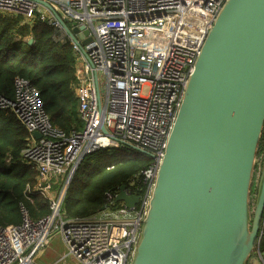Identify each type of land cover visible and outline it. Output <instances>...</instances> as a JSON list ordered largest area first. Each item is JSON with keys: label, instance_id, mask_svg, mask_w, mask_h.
Returning <instances> with one entry per match:
<instances>
[{"label": "built area", "instance_id": "built-area-1", "mask_svg": "<svg viewBox=\"0 0 264 264\" xmlns=\"http://www.w3.org/2000/svg\"><path fill=\"white\" fill-rule=\"evenodd\" d=\"M47 1L72 26L89 30L76 33L80 43L90 40L77 45L39 0H0V11L22 15L31 25L45 18L55 41L73 45L83 126L67 132L54 125L40 90L27 78L15 79L13 99L0 94V111L13 110L30 134L23 156L38 173L27 198L41 195L50 204L49 213L35 220L22 203L20 224H0V264H34L35 254L55 233L78 264H131L188 79L226 0ZM125 145L151 156L142 172L148 184L143 205L116 207V191L109 190L103 197V205H109L105 210L64 218V198L85 156ZM257 164L261 174L263 164L259 159ZM126 191L132 193L129 186ZM262 216L257 253L264 240V212Z\"/></svg>", "mask_w": 264, "mask_h": 264}, {"label": "water", "instance_id": "water-1", "mask_svg": "<svg viewBox=\"0 0 264 264\" xmlns=\"http://www.w3.org/2000/svg\"><path fill=\"white\" fill-rule=\"evenodd\" d=\"M39 2L77 45L90 40L76 36L89 33L84 25ZM221 8L188 79L131 264H250L259 246L264 154L254 208L252 193L264 132V0H226ZM126 188L113 189L116 207L142 206ZM257 255L251 264H264Z\"/></svg>", "mask_w": 264, "mask_h": 264}, {"label": "trees", "instance_id": "trees-1", "mask_svg": "<svg viewBox=\"0 0 264 264\" xmlns=\"http://www.w3.org/2000/svg\"><path fill=\"white\" fill-rule=\"evenodd\" d=\"M53 33L45 18L31 25L22 15L0 11V94L13 99L15 79L31 80L40 90L43 106L53 124L70 132L83 126L74 87L77 53L70 42L55 41ZM30 37L34 38L33 44L28 43ZM29 135L13 110L0 111V224L3 226L21 223L22 203L35 220L50 211V204L43 196L27 198V187L35 185L38 173L23 156ZM260 140L257 159L263 164L264 132ZM150 161L149 154L129 145L104 147L89 153L71 181L62 215L86 217L100 211L105 192L115 191L114 188L124 183L132 193L144 197L148 184L142 172ZM257 169L258 164L254 178ZM260 250L264 253V240Z\"/></svg>", "mask_w": 264, "mask_h": 264}, {"label": "crops", "instance_id": "crops-1", "mask_svg": "<svg viewBox=\"0 0 264 264\" xmlns=\"http://www.w3.org/2000/svg\"><path fill=\"white\" fill-rule=\"evenodd\" d=\"M48 241L47 247L35 254L34 264H78L76 259L68 256L64 240L59 234H52Z\"/></svg>", "mask_w": 264, "mask_h": 264}, {"label": "rangeland", "instance_id": "rangeland-1", "mask_svg": "<svg viewBox=\"0 0 264 264\" xmlns=\"http://www.w3.org/2000/svg\"><path fill=\"white\" fill-rule=\"evenodd\" d=\"M123 147H124V146H123ZM119 148H122V147H119ZM125 150H126V149H125ZM262 155H263V153L261 154V157H262ZM260 166H261V165L258 166L257 173H256V175H255V182H254L253 193H252V198H253V202H254V204H253V208H254V206H255V201H256V197H255V195H256L257 182L259 181V178H258V177H259V174H260ZM255 258H258V255H257L256 250H254V252H253V257H252V259H251V261H250V264L253 262V260H254Z\"/></svg>", "mask_w": 264, "mask_h": 264}, {"label": "flooded vegetation", "instance_id": "flooded-vegetation-1", "mask_svg": "<svg viewBox=\"0 0 264 264\" xmlns=\"http://www.w3.org/2000/svg\"><path fill=\"white\" fill-rule=\"evenodd\" d=\"M253 204H254V202H253Z\"/></svg>", "mask_w": 264, "mask_h": 264}]
</instances>
